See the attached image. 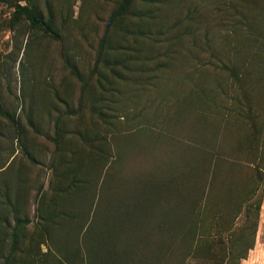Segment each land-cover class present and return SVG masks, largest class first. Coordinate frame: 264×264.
<instances>
[{
  "label": "rangeland",
  "instance_id": "374dc122",
  "mask_svg": "<svg viewBox=\"0 0 264 264\" xmlns=\"http://www.w3.org/2000/svg\"><path fill=\"white\" fill-rule=\"evenodd\" d=\"M120 1L0 0V264H89L78 219H57L59 210L84 211L86 198L64 208L74 190L56 195L53 168L61 162L65 182L74 172L93 182L97 166L77 162L89 166L96 150L114 156L118 146L133 151L117 169L113 205L142 222L128 239L129 264H264V195L256 231L240 215L226 232L221 219L235 208L229 194L250 184L233 166L252 160L238 143L248 125L236 115L248 97L264 127V40L245 30L264 34V0H136L112 19ZM17 4L48 19L56 37L16 14ZM258 147L264 158V134ZM42 198L52 221L40 217ZM19 218L29 223L9 256Z\"/></svg>",
  "mask_w": 264,
  "mask_h": 264
},
{
  "label": "trees",
  "instance_id": "16d2710c",
  "mask_svg": "<svg viewBox=\"0 0 264 264\" xmlns=\"http://www.w3.org/2000/svg\"><path fill=\"white\" fill-rule=\"evenodd\" d=\"M135 2L136 0H121L118 8L112 15V19L117 16L124 17L125 15H127L129 13L130 8ZM15 13L24 16L27 20L31 22V24L41 26L44 31L50 36L56 37V31L53 29L49 20L45 19L33 8L27 5L17 4L15 6ZM245 24V30L249 37H251L252 39L264 40V34L258 33L256 30V26L253 27V25L249 23ZM73 71L76 75L78 74L76 69H73ZM250 99L251 98L248 97V99L246 100L247 105H242L244 107L238 109L236 115L238 118L244 120V122L248 125L246 135H244V137L238 143H241L242 145L246 146L243 154L246 155L248 151H250L252 160L246 161L245 159H243L241 163H239L240 161H236L233 164V166H239L240 172H243L245 174L249 173L250 179L248 181L250 182V184L247 185L246 189L244 188L245 190L241 191L238 194H233L235 191H232V193L229 194L228 201L235 208L233 211L229 210L231 215L230 220L228 219L229 216L227 215H222L221 217L222 220L230 222L225 230L226 232L231 231V233L233 232L234 228V222L232 221L234 220V218H239L240 215L243 216L242 222H244V224H246L248 219H250L252 222L253 229H256L258 220L257 214L260 209L261 201L264 195V158H262V147H258L259 138L261 135L263 136L264 134V127L262 125V122H259V119L262 118L263 113L262 111H259V114L256 111L257 106L255 102L251 101ZM236 101L237 105L241 106L240 100L238 99ZM1 111L6 114V112H4L0 108V112ZM133 141L136 142V140L134 138L133 140H131L132 145L134 144ZM132 151L133 150H130L129 148L122 149V147L118 146V148H116L115 150L114 156L112 155V152L106 153L107 156H105L101 149L96 150L94 152L95 154L92 156L95 157L96 155H100L96 156L100 157V159H95L98 161L92 160V163L89 164V166L86 161H83V159H80L78 161L80 164L76 160L74 163L77 162V165H80L82 169L85 168V170L87 171H91L97 166V168L94 169V171H96L94 174L89 172L90 176L94 178L93 182L88 181V178H78L75 172L73 173L74 177L72 182H65V179L67 177L69 179L71 174L64 173V177L66 178L62 179V174H60V170L58 171V166L61 165V162H54L56 166L54 165L53 168V182H51V188H53L56 195L60 194V192L62 191L66 192V194L69 195L70 189L74 190V194L71 196V198L62 203L64 205V208L67 203H72L73 198H75L74 201L76 202L80 198H86L84 211H76L74 215L68 213L67 211L59 210L57 211V219L60 223H62V219H64L63 221H67L66 219L70 217H73V219L75 220L78 219V222L75 224L77 225L76 228H80L79 234L81 238L77 241V247L80 246L81 249H84V257L85 259L88 258L89 264H99V261L103 263L112 261L114 264H129L127 257H129V252L131 253V251L130 246H128L127 244L128 239H130L129 237L134 236L135 230L138 229V225H140L142 222H140V218L138 217V215H136L137 213H134L136 211H134L133 209L126 210V206L122 204V207L124 209H122L123 212H121L120 209H118L113 204H116V201L118 200L116 194H119L118 185L121 183V179L119 177L121 168L120 170L117 169H119V167L121 166L125 168L124 157L128 156V154ZM223 159H226V157L220 158V161ZM68 164L73 166L72 163ZM85 164L87 166H84ZM112 171L114 172L112 173ZM214 171L217 172L216 164ZM211 177L214 176L211 175ZM127 180L131 183V180ZM209 188L212 189L213 185L211 184ZM209 188V192L205 198L206 204L211 201L210 197L212 190H210ZM41 197L43 196H40L38 202L40 201ZM187 197L190 196H185L183 198V201H186L187 206H189L192 211L194 209V203L190 205L189 199H187ZM43 199L44 198H42L41 200V204H39L40 217L49 222L52 221L53 210L48 208V204H46V210H43ZM52 200V198L47 200L49 205H53ZM87 205H89L88 209L90 210L91 208V211L90 213L88 211L86 214H84L87 210ZM254 211H256V218L252 220L251 214ZM63 214L65 215L63 216ZM77 215L82 216L83 221L81 220V222H79V219H81L82 217H77ZM138 218L139 222L137 221ZM177 219L182 223L181 214L179 218L175 219V221ZM187 219L188 218L184 219V223L187 221ZM28 223V218H19L15 220L11 233V246L9 256L16 250L19 228ZM248 228L250 227H246V229ZM237 229L240 230L239 227H237ZM240 233L241 235H243L242 231ZM243 237V250L246 248H251V246H247L248 242H246L245 234ZM126 252L128 254H126ZM240 253L238 254L237 258L235 254H230V256L226 258L222 257L221 259H227L231 261V258L233 261H238L239 259L244 257ZM3 264H9V257L4 260Z\"/></svg>",
  "mask_w": 264,
  "mask_h": 264
}]
</instances>
